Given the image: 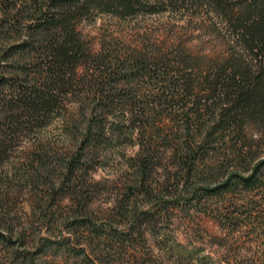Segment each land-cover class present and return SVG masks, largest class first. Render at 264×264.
Here are the masks:
<instances>
[{"label":"rangeland","instance_id":"obj_1","mask_svg":"<svg viewBox=\"0 0 264 264\" xmlns=\"http://www.w3.org/2000/svg\"><path fill=\"white\" fill-rule=\"evenodd\" d=\"M45 3L0 0V264H264V168L255 191L212 192L262 162L260 127L220 139L228 158L211 175L171 159L186 137L197 155L198 134L214 118V107L197 113L199 89L243 54L225 15L205 0L132 17L93 10L70 24L86 64L68 71L61 106L43 113L29 109L25 93L47 78L36 29ZM177 63L181 73H168ZM173 81L191 86L187 100L166 99ZM143 109L151 129L166 130L153 137L162 160L146 177L150 195L137 182ZM233 145L244 158L231 156Z\"/></svg>","mask_w":264,"mask_h":264},{"label":"trees","instance_id":"obj_2","mask_svg":"<svg viewBox=\"0 0 264 264\" xmlns=\"http://www.w3.org/2000/svg\"><path fill=\"white\" fill-rule=\"evenodd\" d=\"M186 1L45 0L47 5L42 6L39 11L40 17L36 19L38 20L36 29L42 33L44 39L43 45H45L42 48L43 55H41L44 59L42 62H44V70L47 71V78H45L42 86L39 85L40 87H38L37 85L33 91L25 93L28 101L26 104L29 105V109L48 113L60 107L62 96L70 93V81L73 82L72 79L67 78L68 71L74 72L82 64H86L81 63L82 59H86V56L81 45L75 40L76 30L70 26L73 21L77 22L93 10L122 17H132L142 12L157 13L155 4H162V6L168 2H171V4L173 2L185 4ZM205 1L213 5L217 13L225 15V24L229 27L228 29H230L236 43L242 48L243 54L240 55L237 52L231 54L217 71L215 69L214 73L204 79L207 86L204 89H199L202 96L199 98V103H196L198 105L197 113L204 110L208 111V109L214 107L212 114L214 118L209 127L198 134L199 143L195 146L197 147L195 150H198L197 155L195 156L192 148L189 149L190 139L188 140L186 137L185 145L176 144L171 147L173 151L171 159L172 164L176 167L187 166L192 168L199 166L202 168L199 174L211 175L219 171L214 164L220 159L228 158V155H220L216 148L219 140L225 138L227 133H232L235 129H239L240 133H243L245 128L256 125L262 130V142L264 141V0H243L242 3H234L231 0ZM244 52L248 56L244 55ZM145 57V54H140L137 58L138 68H143V70H147L146 67L149 66L146 63L148 59ZM171 68H175V71L168 73H181L180 64ZM188 69L189 67L183 68L184 71ZM190 88L191 86L182 84L180 81L170 82L169 87L164 88V92L169 93V97L166 99L173 103L187 100L191 94ZM161 89L163 90V88ZM164 92L163 94H165ZM103 100L104 97L102 96L101 102ZM202 106L203 109H201ZM147 113L148 110L143 109L140 111L139 117L135 115V121H138L135 125V131L137 129L142 130V152L137 157V161L140 163L138 187L142 194L150 195L153 189H148L146 186V177L151 174L150 170L155 169L154 162L158 159L162 160L161 153L155 150L156 142L153 137L155 135L158 137L164 136L158 134L161 132L165 134L164 131L166 130L151 129L149 122L151 117H148ZM153 132L156 134L153 135ZM147 134H151L149 139L144 138ZM235 147L232 146L231 156L244 158L243 153L246 150L243 147L240 149H235ZM263 168L264 157L262 162L256 165L251 175L246 176L237 173V171L236 173H230L231 175L226 183L212 192L225 188L232 191H238L239 188L255 191L261 183ZM150 212L145 214L148 215Z\"/></svg>","mask_w":264,"mask_h":264}]
</instances>
